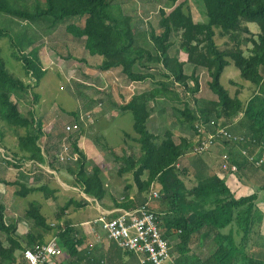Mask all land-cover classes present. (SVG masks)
<instances>
[{"label": "trees", "instance_id": "16d2710c", "mask_svg": "<svg viewBox=\"0 0 264 264\" xmlns=\"http://www.w3.org/2000/svg\"><path fill=\"white\" fill-rule=\"evenodd\" d=\"M177 1L167 0L169 6H174ZM114 2L115 0H0V12L31 22L44 21L50 27L64 23L67 19L76 22L83 18V25L67 23L65 31L76 40L82 39V48L90 56L101 58L97 65L101 71L118 69L125 80L131 82H141L147 78L155 80L156 86L153 89L131 95L120 108L121 111H129L133 117L132 128L137 136L132 139L139 144L140 153L122 154L123 163L117 172L132 173L136 192L134 197L124 194L123 200L115 198V207L129 209L146 202L145 193L157 181L160 194L154 200L162 206L161 212L149 205L148 207L159 218L158 226L168 240L173 259H176L177 253L179 255L176 248L178 245L183 253L188 250L191 238L201 234L202 246L212 250L203 256H190L189 264H264L261 253L262 236L258 231L263 215L256 204L257 193L235 197L225 182L216 176L205 177L197 186L187 189L181 180L187 170L177 168L175 163L191 150L194 141L181 137L177 143L171 130L166 129L160 137L148 128L150 116L156 110L160 98H163L181 104L170 106L179 123L188 124L193 129L194 124L199 123L207 130H212L217 125L228 126L233 133L241 134L247 139L244 144L247 150L253 151L264 142V0H214L204 21L193 20L183 3H179L159 20V27L162 29L160 32L149 27V47L138 40L139 34L127 18L118 17L113 12ZM241 22L257 24L258 33L241 39ZM215 29L232 43L219 47L214 39ZM244 29L250 33L247 27ZM173 36H179L178 47L184 55L183 59L178 55H170V49L175 44ZM1 37H8L19 54L23 52V48L32 44L24 36H19L15 41L7 31L0 28ZM242 43H250L247 55L241 47ZM17 58L25 74L36 84L39 83L46 69L38 55V48L33 47L26 54L17 55ZM185 64L192 66L189 75L184 72ZM229 64L239 71L242 80L257 87L246 103L237 95L230 96L220 83L221 73ZM199 69L205 70L209 76L207 85L216 95V99L212 101L198 102L195 96L200 91ZM189 80L192 85L188 84ZM28 88L29 85L23 79L14 76L7 69L0 56V140L7 126L17 136V147L24 153V158L34 163H44L40 146V139L44 136L41 121L33 110H21L18 101L21 94L27 95ZM14 96L17 100L13 99ZM33 96L37 103L39 95L34 93ZM189 99L194 102L192 106ZM20 129H23L22 133ZM65 132L64 127V135L60 139L65 137ZM124 134L131 137L128 133ZM68 137L72 152L77 153L78 160L66 165L58 163L57 166L50 162V166L55 170L58 167L64 168L74 177L72 186L103 203L106 188L100 167H88L86 157L78 147V137H72L71 134ZM48 140L46 139L43 148L45 153L58 145L57 142L56 145L49 144ZM222 142L226 144L223 152L229 153L231 161L237 165V172L240 168L264 167V164L255 167L243 156L240 152L241 145ZM52 158L58 161L56 154H52ZM144 172L147 175L142 179ZM10 184L20 188L16 190L19 196L38 190L45 191L44 194H53L45 185L26 187L22 178ZM258 190L264 191V182L258 186ZM84 202L86 201L70 198L58 205L55 224L50 226V219L42 213L41 203L36 199L29 200L24 216L30 223V228L23 236L17 235V221L6 217L5 206L0 202V264H19L20 254L16 255L17 250L41 244L49 235L56 238L62 254L72 259L70 264H78L76 260H80V253L76 246L80 242V231L69 220H65L62 225L60 221L70 206L84 207ZM188 207L194 212V218L190 221L184 210ZM114 246L121 250L115 243Z\"/></svg>", "mask_w": 264, "mask_h": 264}, {"label": "rangeland", "instance_id": "374dc122", "mask_svg": "<svg viewBox=\"0 0 264 264\" xmlns=\"http://www.w3.org/2000/svg\"><path fill=\"white\" fill-rule=\"evenodd\" d=\"M179 3H183L184 8L192 14L193 20L204 21L206 20L207 11L213 6L214 0H178L174 6ZM174 6H169L167 0H115L112 4L113 12L118 17H124L130 21L139 34L138 40L142 41L146 47L150 46L147 31L149 27L151 26L156 32H160L162 29L159 27V20L163 15H167ZM83 21V18L76 22L73 19H67L64 23L50 27L44 21L31 22L0 12V28L2 30L7 31L15 41H17L19 36H24L32 43L28 48H23V52L19 54L17 48L11 45L8 37H1L0 56L4 59L7 69L12 74L23 79L29 85L26 91L27 95L21 94V99L18 100L21 110L24 112L33 110L35 116L50 114L52 116L50 117L52 124L70 121L72 113H76L74 120L79 124V128L71 135L73 137L74 134L81 136L82 142L78 147L86 157V165L88 167L93 165L100 167L106 188L104 202L112 204L110 205L111 207L114 206L113 200L115 198L123 200L124 194L134 197L136 190L132 173L118 174L117 170L123 163L122 154L124 152L125 155H129L130 152L135 155L140 153L139 144L132 139V137L137 136L132 128L133 117L129 111H121L119 104L125 103L127 100L125 95L128 93H133L132 95H134L142 91H150L156 84L150 80L130 83L131 81H126L118 69L109 70L108 76L103 74L104 72L97 67L101 62V58L90 56L82 48V39L76 40L65 31L67 23L75 22L81 26ZM246 27L252 31H259L257 24L241 22V30L239 31L241 39L249 38L256 34L252 31L250 33L246 32L244 29ZM214 39L221 48L232 43L227 37L221 36L218 29ZM177 40H179V36L172 37V41L175 44L170 49L171 54H176L183 59L184 55L178 47ZM22 41L25 42L24 40ZM33 47L38 48V55L46 69L44 76L37 84L29 75L25 74L22 64L17 58V55L26 54ZM241 47L247 55L248 52L246 50L250 47V43H242ZM189 71V68L185 69L187 74H189ZM201 71L202 69H199L198 73ZM204 73V70L200 73V91L195 95L198 102H209L216 99V95L207 85L209 76ZM115 74L118 79L114 78V81H112V77ZM220 83L228 90L230 96L237 95L243 102L257 90L254 84L240 78L239 71L232 64L227 65L223 69ZM188 84L192 85V81L189 80ZM177 88L175 86V89ZM105 91H107L106 94L108 95L113 91L115 97L119 94L117 105L121 114L111 120L102 113L111 102L108 101V103L106 101L104 97ZM34 93L40 96L37 103L33 100ZM13 99L17 100L16 97ZM189 101L192 106L194 102L191 99ZM158 103H162V107L158 113H152L150 116L148 121L149 130L162 137L164 131L169 129L177 143L181 137H186L193 141L195 139V129L188 124L179 123L170 109L171 105L181 104L178 101L169 102L165 99ZM195 125H199V123H195L194 127ZM22 132L23 129H20V133ZM80 132L82 133L80 134ZM124 133H128L131 137L125 136ZM17 141V136L6 126L4 136L0 140V147L4 150L3 154L9 159L3 158L0 152V182L3 180L12 183L18 178L19 171L20 177L26 175L27 172H31L29 177L32 178L28 179L30 187H38L43 183H47L49 189H54V198L40 190L33 191L23 197L19 196L15 191L16 185H1L0 202L6 205L5 214L8 219L25 221L24 213L28 206L27 201L30 199H36L41 202L42 213L47 217L49 216L51 223L56 221L58 205L63 204L70 198L77 201L85 200L86 202L84 203L87 206L80 208L70 206L68 214L72 221L86 219L87 217L91 219L97 216L95 199L87 196L89 198L87 200L77 192V188L71 187L74 184V177L66 172L64 168L58 167L59 170L61 168L65 172L61 170L56 174L44 173L43 171L45 170L41 165L35 163L25 165L28 159L16 158L19 151ZM195 157L196 155L194 154H190L187 157L182 156L179 159L181 169L182 167L186 168L188 163L191 164ZM51 158H48L49 164L51 162L55 166L59 165L58 163L66 165L74 162L72 160L59 162L60 160L56 161L53 158L51 160ZM146 175L147 173L144 172L142 179H145ZM36 176L41 178L35 179L34 177ZM152 189L160 191V185L157 181L151 185L145 195L148 196ZM19 230H21V227ZM261 244L264 245V242Z\"/></svg>", "mask_w": 264, "mask_h": 264}, {"label": "crops", "instance_id": "0c3cea01", "mask_svg": "<svg viewBox=\"0 0 264 264\" xmlns=\"http://www.w3.org/2000/svg\"><path fill=\"white\" fill-rule=\"evenodd\" d=\"M247 29L249 30V28H247ZM216 30L217 29H215V34H216ZM249 31L251 32L252 30H249ZM252 32L258 33V31H252ZM170 55L173 56L176 54H171V50H170ZM98 58H100V57H98ZM98 58H96V59H98ZM186 68L190 69V71H189V74H190L192 71V66L190 64H185L184 65V72H185ZM201 72H203V69ZM197 73H198V71H197ZM200 73H198L199 77H200ZM205 73L207 74L206 71H205ZM103 74H106L108 76L109 72L106 71ZM185 74H187V73L185 72ZM189 74H187V75H189ZM158 76L159 75H157V77ZM114 78L118 79L116 74L113 75L112 81H114ZM146 80H150L152 83L155 82V80H153L151 78H147ZM130 83H132V82H130ZM127 87H128V85H127ZM106 92L107 91L104 92V95H105L104 97H105L107 102L108 101H111V102L110 103L108 102L109 103L108 107L102 113L105 117H108L111 120L114 117H117L118 115L121 114V112H119V107L117 105V101H119L118 100L119 94H117V97H115L113 91H111V93L109 95L106 94ZM132 94L133 93H128L125 96L127 97V99H129V97ZM121 96L124 97L123 95H121ZM251 96L249 98H251ZM249 98L245 102H243L240 98L239 99L243 103H246L249 100ZM160 101L161 100H159L158 102H160ZM161 105H162V103H157L156 110L154 111V113L159 112V110L162 107ZM119 106H121V103L119 104ZM73 115L74 114H72V119L70 121H67L64 123L61 122V123H57V124H55V123L52 124V122H50V117H52L50 114L46 113V114L36 115L37 118L41 121L42 130L44 131V136H42L40 139V146L42 149V155L45 158V162L44 163L37 162V164L41 165V167L44 168V170H45V171H43L44 173L56 174V173H58V171H61V170L65 172V170H63L61 168H60V170L59 169L58 170L53 169L49 164L48 158L52 157V154L53 155L56 154V157H57V153L60 149L61 144L63 143V139H60V136L62 134L64 135L65 125L71 124L75 121L74 117L76 115H74V116ZM229 126H231V124H229ZM72 133H70V134H72ZM81 133L82 132H80V134ZM54 134H56V137ZM65 134L67 135V132H65ZM72 137H73V135H72ZM74 137H78L77 142H78V146H80V143L82 142L81 136L74 134ZM46 139H49L48 140L49 144H51V143L55 144L57 142L58 143L57 148L54 146L52 149H50V151L48 153L43 152V148H44V144H45ZM224 150H226V144H224L223 142H220V143L215 144L214 146H211L207 151L196 155L195 159L192 161L191 164L188 163V166L186 165V168L183 167L187 171H186V174L181 177V180L184 183V186L187 189H190L194 186H197L198 183L200 182V180L204 179L205 177L216 176L225 182V184L228 186V188L234 194L235 197L246 196V195H251L253 193H257L258 198H257L256 204H257L258 209L261 211V213L263 215V218H262L261 224L258 228V231H259V234H261V236H262L261 243H263L264 242V191L258 190V186L264 182V167L257 168V169H255V168L252 169V168H247V167L243 168V169L240 168L237 173L230 174L229 172L222 170L221 166H220V155ZM248 151H249V153L254 154L256 152V149H254L253 151L248 149ZM17 153H18V156H16V158L20 157L22 160H24V153L21 151H18ZM15 155H17V154H15ZM188 155H190V154H185L184 156L187 157ZM51 160H52V158H51ZM28 162H29V160L26 161L25 165H27ZM30 174H31V172H27L26 175H22V177H20V174H19L18 178H16V179L22 178V182L25 184L26 187L29 188L30 185L28 183V179L32 178V177H29ZM34 178L36 179V178H41V177L36 176ZM7 180H10V179H7ZM10 183L11 182H9V181L5 182L2 180L0 182V186L1 185L2 186L3 185H11ZM42 185L47 186V190L52 191V193L54 192V189H52V190L49 189L47 183H43ZM42 185H39V186H42ZM71 187L77 188V192H79L83 198H85L87 200L89 199L78 187H75V186H71ZM1 188H3V187H1ZM19 189L20 188L18 186H16L15 191L19 190ZM30 193H28V194H30ZM44 193H45V191H44ZM149 194H148V196H149ZM48 195L50 196V194H48ZM148 196H146L147 200H148V205L150 207H152L155 211L161 212L162 206H160V204L154 200V198H156V197H152V198L150 197L149 198ZM51 197H53V194L51 195ZM53 198H52V200H54ZM30 200H32V199H30ZM27 202H29V200ZM1 203H3V202H1ZM110 205H112V204H108L107 202L99 203V202H97V200H95V210L97 212V216H94L91 219L87 217L86 219H77L75 221H72L71 218H69V214H68V210H67L66 215L61 219V221H60L61 224H63L64 220H69L80 231V234H79L80 242L76 246L77 250L80 253L79 254L80 260L79 261L76 260L78 262V264H139L138 258L135 255H133L132 253H130L131 254L130 255L128 253V251L121 249L113 240L109 239L107 237L105 230L102 228L101 224L99 222L95 221L98 217H100L101 215H104V214H107L110 217L115 215V213L112 211L117 207H115V206L110 207ZM4 206L6 209L5 204H4ZM184 210L187 212V213L185 212V215H186L188 221L192 220L194 218V212L190 211L189 207L187 209H184ZM48 218H49V216H48ZM18 227H19V229L21 227V230H19ZM29 228H30V223L27 220H25V221L17 220V229H16L17 235L23 236L28 231ZM50 238H51L50 235L47 236L46 241ZM171 242H172V245L175 244V242L173 240ZM114 243L121 250H119L117 247H115ZM202 244H203V236L201 234L200 235H194L191 238V242H189V244L187 246L188 250H185V252L183 251V253H181L182 250L180 249L179 245L177 244L178 247H176V248H177V250H179V255H178V253L176 254V259L178 261H176V259L174 258L176 261L175 262L173 257H171L173 260V263L174 264H176V263L177 264H189L188 262H189L190 256L191 257L203 256L212 250V248L211 249H205L202 246ZM20 252L21 251L17 250L16 255L18 256L20 254ZM261 253L263 254V257H264V245H262V244H261ZM71 260H72L71 258L65 257L62 254L58 257L52 258L49 262H47L45 264H70Z\"/></svg>", "mask_w": 264, "mask_h": 264}, {"label": "built area", "instance_id": "2783aa9c", "mask_svg": "<svg viewBox=\"0 0 264 264\" xmlns=\"http://www.w3.org/2000/svg\"><path fill=\"white\" fill-rule=\"evenodd\" d=\"M262 81L264 82V75ZM78 128L79 124L76 121L65 125L67 135L63 138V143L57 153L60 162L68 160L75 162L78 160L77 153L72 152L71 140L68 137L70 133L78 130ZM222 141L241 145V154L255 167H261L264 164V142L255 148L256 152L254 154H251L244 147L247 139L241 134L233 133L228 126H217L212 130H207L201 124L195 125L194 144L186 154H201ZM0 152L3 158L9 159L3 154L4 150L1 147ZM31 164H34V162L30 160L27 165ZM175 166L177 168L181 167L179 160L175 163ZM220 166L222 170L230 174L237 172V165L231 161L228 152L221 153ZM159 194V190L152 189L148 197H158ZM112 212L115 213L114 216L110 217L104 214L95 220L101 224L109 239L113 240L121 249L134 254L138 258L139 264H174L170 256L168 240L163 236L162 230L158 226L159 218L157 214L148 207V200L129 209L117 207ZM54 224V222L51 223V226H54ZM60 225H62L61 222ZM60 255H62V250L56 238L52 236L41 244H35L33 247L22 250L18 263L45 264Z\"/></svg>", "mask_w": 264, "mask_h": 264}]
</instances>
